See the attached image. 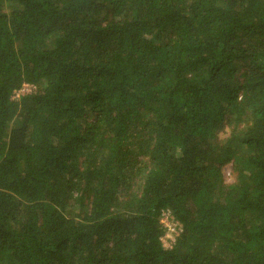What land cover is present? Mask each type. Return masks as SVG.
Instances as JSON below:
<instances>
[{"label": "trees", "instance_id": "16d2710c", "mask_svg": "<svg viewBox=\"0 0 264 264\" xmlns=\"http://www.w3.org/2000/svg\"><path fill=\"white\" fill-rule=\"evenodd\" d=\"M0 264H264V0H0Z\"/></svg>", "mask_w": 264, "mask_h": 264}, {"label": "rangeland", "instance_id": "374dc122", "mask_svg": "<svg viewBox=\"0 0 264 264\" xmlns=\"http://www.w3.org/2000/svg\"><path fill=\"white\" fill-rule=\"evenodd\" d=\"M26 90L29 91L30 89H26ZM14 96L17 98L19 95H14ZM230 173H231L230 165L224 166L223 177L225 181H231L233 179ZM160 222L162 223L163 227H165V234L162 237V243L164 246L167 247L172 243V239L174 238V236H177L179 234L180 227L168 210L162 212L160 216ZM176 232L178 233L177 235L175 234Z\"/></svg>", "mask_w": 264, "mask_h": 264}, {"label": "built area", "instance_id": "2783aa9c", "mask_svg": "<svg viewBox=\"0 0 264 264\" xmlns=\"http://www.w3.org/2000/svg\"><path fill=\"white\" fill-rule=\"evenodd\" d=\"M33 88H34L33 85L28 84V83H24V84H22V86H21L17 91L14 92V95H23V94H25V93H29ZM26 89H30V90L27 91ZM14 97H15V96H14ZM177 224H178V223H177ZM179 227H180V225H179ZM180 230H181V229L179 228V231H180ZM175 234L177 235L178 233L176 232ZM174 237H176V236H174ZM174 239H175V238L172 239V242L174 241Z\"/></svg>", "mask_w": 264, "mask_h": 264}]
</instances>
